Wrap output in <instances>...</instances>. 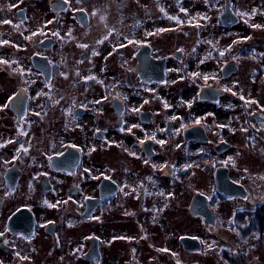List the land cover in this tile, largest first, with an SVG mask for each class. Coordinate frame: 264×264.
<instances>
[{"label": "flooded vegetation", "instance_id": "1", "mask_svg": "<svg viewBox=\"0 0 264 264\" xmlns=\"http://www.w3.org/2000/svg\"><path fill=\"white\" fill-rule=\"evenodd\" d=\"M253 24L264 0H0V264H264Z\"/></svg>", "mask_w": 264, "mask_h": 264}, {"label": "water", "instance_id": "2", "mask_svg": "<svg viewBox=\"0 0 264 264\" xmlns=\"http://www.w3.org/2000/svg\"><path fill=\"white\" fill-rule=\"evenodd\" d=\"M234 184L235 183H232L228 177H223L222 179H219L218 181V187H219V190L223 193V194H226V195H233V194H236V193H242V194H245V190L243 192L241 191H237L235 192L233 190V187H234ZM200 197H203V199L205 200V196L202 195V194H195L194 198H193V201L191 203V212L193 214H198V213H208L209 209L208 207L206 206V201L205 203L204 202H201L200 200ZM204 206L207 208V209H204ZM182 240L185 242V245L187 247H191L192 249H198V239L194 238V237H190V236H184L182 238ZM197 243V245L195 244Z\"/></svg>", "mask_w": 264, "mask_h": 264}, {"label": "rangeland", "instance_id": "3", "mask_svg": "<svg viewBox=\"0 0 264 264\" xmlns=\"http://www.w3.org/2000/svg\"><path fill=\"white\" fill-rule=\"evenodd\" d=\"M190 19H196L195 17L191 16ZM264 163V162H263ZM262 163V164H263ZM261 169L264 170V164L263 166L261 167ZM237 175L239 176L241 174V171L238 170L237 171ZM249 178V177H248ZM250 180V179H249ZM255 184L253 185V188L255 190H264V173L261 172L260 176L257 177V174L255 176ZM263 194V192H261ZM178 197H180V194L179 192L177 193V196L176 198L179 199ZM180 218V219H179ZM171 223L174 227H178L181 231H184V230H192V228L194 227V225L192 224L193 221L190 220L188 221L186 218H184L182 215L179 214V211H177V209H175L172 213V218H171ZM173 236L170 235V238H167V242H172L173 241ZM190 262H193V261H197V258L196 257H190L189 258ZM213 260L214 258H209L205 264H212L213 263Z\"/></svg>", "mask_w": 264, "mask_h": 264}, {"label": "snow or ice", "instance_id": "4", "mask_svg": "<svg viewBox=\"0 0 264 264\" xmlns=\"http://www.w3.org/2000/svg\"><path fill=\"white\" fill-rule=\"evenodd\" d=\"M206 2H207V0H206ZM180 10H181L182 12L186 11V10L183 9V8H181ZM205 18H206V17H205ZM172 19H177V18L173 17ZM4 23H9V24H10L11 21L5 20ZM189 23H191V21H189ZM195 26H196V27H199L200 25L197 23ZM252 27L256 28V27H264V26L253 24ZM160 31H164V29H161ZM109 34H111V30H110ZM33 35H35V33H33ZM54 35H58V33H54ZM149 35H151V34H149ZM28 38L30 39L31 37H28ZM105 39H107V36L105 37ZM101 42H102V41H101ZM0 43L7 44V43H9V42L5 40V41H0ZM129 43H132V41H129ZM209 43H210V42H209ZM81 47H82V48H87L88 46H87V45H81ZM121 47H123V45H121ZM94 54H95V53H94ZM220 55H224V53L221 52ZM202 62H203V61H202ZM0 63H5V64H7L8 61L0 60ZM14 71H20L21 73L23 72L22 69H14ZM77 75H79V73H77ZM192 76H193V77L201 76V74H200V73H192ZM202 78H203L205 81H207V80L209 79V77H208L207 75L202 76ZM86 79H94V77H91V76H90V77H87ZM225 90H226V91H231L230 88H226ZM117 95H119V94H117ZM240 99H241V100H244V97L241 96ZM97 103H99V102H97ZM145 103H147V101H145ZM246 103H247V104H251V103H256V102H255V101H251V100H249V101H246ZM164 106H165V108L169 107V105H168L167 103H165ZM68 111H69V113L71 114V108H69ZM133 111H138V109H133ZM36 115H40V113H36ZM172 119H176V117H172ZM196 123L199 124V123H200V120H196ZM132 127H137V125H133ZM220 127L223 128L224 125H220ZM121 130L123 131L124 129H121ZM127 130H128L129 132H131L132 128H128ZM244 131H246V129H244ZM153 138H155L154 135H153ZM8 143H12V141H8ZM158 143H161V144H162V143H164V142H163V141H158ZM2 146H3V145H0V147H2ZM21 147H23V146H21ZM24 151L27 152V149L25 148ZM133 155H134V153H133ZM230 159H231V158H230ZM145 163H147V161H145ZM153 167H156V165H153ZM186 167H188V166H186ZM161 195H163V194L161 193ZM0 235H3V233H0ZM162 251H167V250L164 249V250H162ZM17 255H19V253H17ZM22 259H26V258H22Z\"/></svg>", "mask_w": 264, "mask_h": 264}]
</instances>
